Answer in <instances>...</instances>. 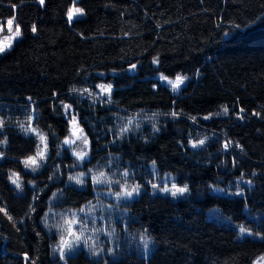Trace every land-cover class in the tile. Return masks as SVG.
<instances>
[{
    "label": "trees",
    "instance_id": "16d2710c",
    "mask_svg": "<svg viewBox=\"0 0 264 264\" xmlns=\"http://www.w3.org/2000/svg\"><path fill=\"white\" fill-rule=\"evenodd\" d=\"M76 6L86 15L70 24L72 0H46L43 7L38 0H0V22L14 18L23 33L0 54V208L8 213L0 212V264H96L83 250L61 258L57 235L41 223L47 199L74 163L64 140L75 123L90 138L88 163L107 154L131 166L154 162L189 189L185 198L143 192L123 203L130 229L145 232L152 251L145 257L135 248L109 264H252L264 254V0ZM157 74L187 82L173 94ZM100 82L113 87L103 100L93 96ZM64 105L71 106L67 114ZM128 115L154 117L111 144L108 127ZM29 123L48 147L35 174L22 167L38 145L21 130ZM200 137L202 146L189 147ZM10 171L23 177V194L10 185ZM238 177L252 182L244 195L212 192ZM62 190L57 208L80 209L93 198L89 188ZM238 227L261 238L241 236Z\"/></svg>",
    "mask_w": 264,
    "mask_h": 264
},
{
    "label": "rangeland",
    "instance_id": "374dc122",
    "mask_svg": "<svg viewBox=\"0 0 264 264\" xmlns=\"http://www.w3.org/2000/svg\"><path fill=\"white\" fill-rule=\"evenodd\" d=\"M8 20L0 22V29H2L0 31V41H3L6 36L11 35L8 30ZM15 26L16 22L13 20L11 26L12 32H15ZM15 41H13V44ZM130 69L133 70V68ZM160 77L161 74H157L153 78L166 86L173 94H177L187 82L185 80L179 90L173 91L171 85L167 81L161 80ZM175 77H168V79L175 80ZM101 84L111 85V82H100L95 86L96 91L93 96L103 100L104 98H108L109 94L101 91L99 87ZM112 89L113 87L111 85V91ZM153 117L150 115H128L113 120L114 123L108 127L109 135L114 138L111 144L115 140H122L131 134H136L141 127L151 124L150 122L153 121ZM207 117H210V115ZM31 128L43 134L32 124ZM26 129H29V125L21 128L24 133L34 135L38 140V145L43 148L44 144L40 141L39 137L31 130L26 131ZM44 137L46 139L45 135ZM84 137L87 138V143L84 142ZM66 139L71 141V143L66 144ZM66 139L64 143L68 148H71L74 163L71 164V167H67L63 184L58 187L59 190L53 192L47 199V209L43 213L41 222L49 233L57 235L54 245L56 253L61 257V252L63 251L64 258L65 256L83 250L96 264H109L123 253L130 252L135 248L140 249L145 257H148L152 251V240L145 232L130 229V225L128 224V210L122 204L138 198L143 192H148L151 196L160 195L173 199L185 198L189 194L188 186L176 184L174 174L171 172H159L154 162L131 166L130 164L122 163L117 156L107 154L97 162L88 163L91 153L90 138L77 123L73 124ZM201 140L205 142L206 139L205 137H200L195 141L191 140L189 147H192L193 144H197V147L202 146L204 143L202 145L199 144ZM5 144L1 143L3 146ZM81 155L83 159L79 158ZM35 156L36 153L30 157ZM47 156L48 147L45 152V158L43 160L37 159L39 166L36 171H33L32 167H25L24 161L29 157L23 159V170L33 174L37 173L43 168ZM2 158L3 155L0 157V161ZM13 173L19 177V188L12 183V178H14ZM60 177H63L62 172ZM76 178H79L81 182L77 183ZM7 179L10 185L15 188L17 194L24 193L23 177L19 173L10 171ZM153 185L157 187H153ZM173 185L176 188H186V191L173 196L172 191H175ZM66 186H71L76 189L89 188L93 194V198L80 209L68 207L57 208L55 205L62 201V189ZM246 187H252V182L243 177H238L225 187H213L212 192L223 196L244 195V189ZM165 188L170 191H164ZM129 192L132 193L131 196L127 195ZM216 211H218L217 208L210 210L208 217L212 218L213 212ZM240 229L241 227H238L241 236H249L256 239L261 238L260 234L253 233L249 230L241 233ZM249 232L251 235L248 234ZM62 239L65 242L63 246L61 244ZM262 256L264 254L256 258L252 264H256V261ZM260 264H264V261H260Z\"/></svg>",
    "mask_w": 264,
    "mask_h": 264
},
{
    "label": "snow or ice",
    "instance_id": "6c2138e0",
    "mask_svg": "<svg viewBox=\"0 0 264 264\" xmlns=\"http://www.w3.org/2000/svg\"><path fill=\"white\" fill-rule=\"evenodd\" d=\"M45 2L46 0H38V3L41 5V7H43L45 5ZM78 3V0H72V7H70L68 10H67V20L68 22L71 24L73 23L75 20H77L78 18L80 17H84L86 15L85 11L83 8L81 7H77ZM14 19V18H13ZM13 19H10L8 20V25H9V32L11 33V35L9 36H6L4 38L3 41H0V54H3L5 53L7 50L11 49L12 46H13V41L19 39V38H22V31H21V27L19 24H16L15 26V32H12V24H13ZM0 31H2V29H0ZM31 32L33 34L37 33V26L35 24H33L31 26ZM153 63H156V64H159V59L156 58L154 59ZM135 67V65H133V68ZM161 80H165L167 81L168 84L171 85L172 87V90L173 91H177L179 90L180 86L185 82V80H187V77L186 76H181V75H177L175 77V80H169L167 76H163L161 75L160 77ZM100 89L102 92H106L109 94H111V85H104V84H101L99 85ZM75 90V89H74ZM71 106L70 105H64V109H65V112L66 114L69 112ZM224 111V114H228V108L227 106L224 107L223 109ZM245 110L243 108L240 109V112H244ZM173 115H175V113H173ZM253 115H256V116H259V113H256L254 112ZM210 117H205V119H209ZM240 119H243V117H239ZM29 121L31 122V117L29 118ZM0 127H2V121H0ZM23 127V125H22ZM27 130H31L35 135H37L40 139V141L44 144V147L41 148L39 145H37V152H36V156L35 157H29L28 159H26L24 161V164H25V167H32V170L33 171H36L37 167L39 166L37 164V159H40V160H43L45 158V152H46V149H47V143H46V139L44 137L43 134L39 133L36 129H33L31 128V123H29V129H26ZM84 142L87 143V138L84 137ZM3 143H6V141H2ZM65 143H71V141L69 140H65ZM204 143L203 140L199 141V144L202 145ZM231 143V142H229ZM198 145L197 144H193L192 147H197ZM228 148V144H225V150H227ZM2 153H0V157H2ZM80 159H83V156L81 155L79 157ZM101 175H103V173H101ZM13 177L12 178V183L16 185L17 188L20 187V184H19V177L16 176L15 173H13ZM71 179V178H70ZM77 180V183H80V179L79 178H76ZM153 187H157L156 185H153ZM173 188H175V191H172V195L175 196L177 193H183L186 191V188H176L175 185H173ZM164 191H170L169 189L165 188ZM127 195L131 196L132 193L129 192L127 193ZM0 212H4L5 215H8L7 211L3 208H0ZM9 219L11 220V216H9ZM241 233H244L246 232V229L244 228H241L240 229ZM249 235H251V233L249 232L248 233ZM64 241L63 239L61 240V244L62 246L64 245ZM61 258H63V251L61 252ZM24 259L26 261H28L30 259V257H28L27 255H25ZM260 261H264V256L260 257V259L258 261H256V264H260ZM32 264H35V261H32Z\"/></svg>",
    "mask_w": 264,
    "mask_h": 264
}]
</instances>
